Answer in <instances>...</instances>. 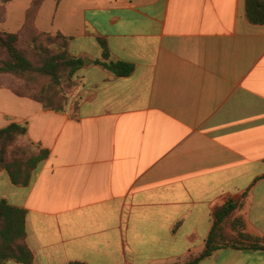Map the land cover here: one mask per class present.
Returning <instances> with one entry per match:
<instances>
[{
	"label": "crops",
	"instance_id": "1",
	"mask_svg": "<svg viewBox=\"0 0 264 264\" xmlns=\"http://www.w3.org/2000/svg\"><path fill=\"white\" fill-rule=\"evenodd\" d=\"M246 1H44L35 28L68 37L84 65L63 112L0 87V129L26 126L20 140L50 152L27 187L0 172L36 264H185L215 209L242 197L236 215L264 238V25ZM112 60L135 70L98 63ZM198 264H264V250Z\"/></svg>",
	"mask_w": 264,
	"mask_h": 264
},
{
	"label": "trees",
	"instance_id": "2",
	"mask_svg": "<svg viewBox=\"0 0 264 264\" xmlns=\"http://www.w3.org/2000/svg\"><path fill=\"white\" fill-rule=\"evenodd\" d=\"M11 0L0 2V21L5 23L7 5ZM45 0H34L27 10L26 20L18 33H9L0 28V51L6 55L0 61V75H11L18 78H26L32 74L48 78L52 85L58 86L66 76L70 81L73 75L84 65V60L69 53L70 39L61 33L54 34V38L61 41L60 52L51 54L37 45L42 37H51L52 33L40 32L35 28V21ZM58 3L61 0H56ZM247 20L255 25H264V0L246 1ZM31 38L30 44L35 46L30 51L19 47L22 36ZM102 46L105 48L103 42ZM37 45V46H36ZM44 53V54H43ZM104 59L108 60L109 55L105 52ZM108 71L117 77L130 76L135 67L132 64L122 61L98 62ZM14 94L26 97L43 104L47 110L63 112V105L53 103V100L43 101L35 96L21 93L9 88ZM27 134V127L19 124H12L0 129V172L8 173L13 185L27 187L30 185L33 172L38 165L47 160L50 156L48 150L29 143V147L23 146L10 151V148L18 139ZM35 148L36 151L31 150ZM242 197L239 200H230L213 212V228L206 240L205 250L198 256L192 257L185 264H198L202 260L211 257L215 252L223 248L264 250V238L251 235L246 232V223L243 218L236 215L238 209L244 202ZM27 211L9 204L5 199L0 198V264L15 262L18 264H36L35 257L27 243ZM230 228V229H229ZM70 264H83L73 262Z\"/></svg>",
	"mask_w": 264,
	"mask_h": 264
},
{
	"label": "rangeland",
	"instance_id": "3",
	"mask_svg": "<svg viewBox=\"0 0 264 264\" xmlns=\"http://www.w3.org/2000/svg\"><path fill=\"white\" fill-rule=\"evenodd\" d=\"M27 1L28 0H14V3L9 8L8 18L6 19L5 23H0L1 29L10 33L18 32L25 19V9L28 5ZM1 20L2 19H0V21ZM44 23L47 24V26L49 25L47 19L41 20L42 26ZM53 36L54 34H52L51 37H42L38 41L37 45H43V48L51 52V54H57L61 49L59 46V44H61V41H58ZM30 40L31 38L29 36H22V39L19 42V47L24 50H28V56L32 58L30 51L35 45L30 44ZM5 58L6 55L0 51V61L4 60ZM35 59L36 58H34L33 60L35 61ZM78 72L73 75L71 81L66 76H64L61 84L58 86L52 85L48 78L41 77L36 74H32L26 78H18L4 74L0 75V87L13 88L21 93L35 96L43 101H48V99H51L53 100L54 104L56 103L57 105H63L65 109L69 107L70 104L74 107H77L78 100L75 98V95L80 83ZM23 146L29 147V143L18 139L13 147L10 148V151L14 152L16 151V148H20ZM31 150L36 151L33 147L31 148Z\"/></svg>",
	"mask_w": 264,
	"mask_h": 264
},
{
	"label": "water",
	"instance_id": "4",
	"mask_svg": "<svg viewBox=\"0 0 264 264\" xmlns=\"http://www.w3.org/2000/svg\"><path fill=\"white\" fill-rule=\"evenodd\" d=\"M86 62H87V60H86Z\"/></svg>",
	"mask_w": 264,
	"mask_h": 264
}]
</instances>
